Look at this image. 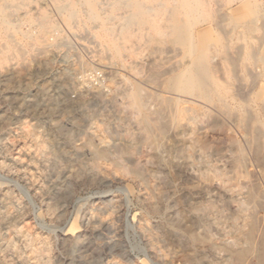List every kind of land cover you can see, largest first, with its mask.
<instances>
[{
	"label": "rangeland",
	"instance_id": "rangeland-1",
	"mask_svg": "<svg viewBox=\"0 0 264 264\" xmlns=\"http://www.w3.org/2000/svg\"><path fill=\"white\" fill-rule=\"evenodd\" d=\"M64 1L32 0L10 16L8 32H0V264H235L219 244L243 239L251 217L258 230L264 227L263 156L255 152L252 135L201 104L192 135L193 123L185 124L184 104L190 101L165 85V72L182 54H152L143 47L140 58L135 49H124L117 36L122 12L110 10L116 0H97L102 18L114 16L116 54L85 10L67 20L57 8ZM237 7L220 13L231 16ZM39 11L54 24L44 46L25 37L39 35L32 24ZM248 12L238 14L244 19ZM226 28L237 42L241 29L229 22ZM211 29L218 40L221 32ZM242 78L233 88L262 121L264 80ZM135 87L144 89L153 109L157 97L181 100L186 118L174 121L170 107L158 124L150 123L154 140L167 146L159 152L139 123L141 114L129 106ZM205 111L216 126L203 118ZM259 125L264 131L261 123L251 126ZM180 140L190 147L184 153ZM259 143L264 146V134ZM99 150L107 155L97 156ZM206 232L210 242L196 240ZM247 258L245 264H258Z\"/></svg>",
	"mask_w": 264,
	"mask_h": 264
},
{
	"label": "bare ground",
	"instance_id": "bare-ground-1",
	"mask_svg": "<svg viewBox=\"0 0 264 264\" xmlns=\"http://www.w3.org/2000/svg\"><path fill=\"white\" fill-rule=\"evenodd\" d=\"M72 1L73 0H65L64 3H59L57 5L58 10L67 15V20L69 22L78 17L79 13L82 11L81 9L85 10L88 19L92 23H99V29L102 31L100 32L106 35L112 42L113 45L111 43L110 44L113 46L116 54L117 52L118 54L120 52V47L116 42L117 36L125 44L124 49H128L130 51L135 49V55L139 56L140 58L143 47L151 49L152 54L159 53L160 55L166 52L167 49L179 51V53L183 56V60H180L181 62L179 61V63L175 64L174 66L171 65L173 67L165 72V74L170 75V77L168 76L169 79L166 80V84L164 82L163 83L166 85L167 91L184 95L190 101L186 104L182 102L185 107V116H187V119H185V124H190V122L193 123V126H190L191 129L189 132L192 135H196V127L199 126L201 121L196 119L194 113L196 109L200 107V104L207 107L211 106L218 113L224 115L225 118L227 117L231 120L235 119V122L239 123L245 129V132L248 135H252L254 150L257 154H262L261 156L263 157L261 158V162L263 163L264 167V146L259 143L260 137L264 134V131L261 129L260 125V127L256 128L251 126L253 124L260 123L261 125H264V120L261 121L251 113L249 109L251 104L248 107V100L243 96L242 93H239L237 90L235 91L233 88L235 81L240 82L241 80H244L242 76L252 79L253 81L256 75L258 78L264 80V0H261L258 3L253 2V0H116L114 3H112V5H110L112 6L110 7V10L115 8L122 12L119 22V25H121V30L117 33V36L115 28L112 26V20L114 19L113 14L110 13L106 18H102L100 15L101 13L97 12L99 7L97 0H79L78 3H73ZM31 3L32 0H0V32H8V30L12 27V24H10V16L29 6ZM235 4L238 7L235 10L232 9L231 16L222 15L220 13L224 7L232 8V6ZM244 9L248 10L250 14L248 12L249 16L243 19L238 13L240 10ZM223 11L226 12V10ZM82 14L83 13H81V15ZM28 21L31 22L29 19ZM32 21V24H35L36 28L39 29V35L33 36L31 33H27L25 37L29 40H33V42H35L34 44L40 46L43 44L44 46V36H46L48 30L54 29V24L42 11H39L37 23L34 20ZM227 22L231 23L235 30H237V28L241 29V35H238L237 42H233L229 38L230 31H228L226 28ZM213 26L215 29L221 32V37L218 40L212 37L213 30L211 27ZM117 58L119 59V57ZM151 73L153 74V71ZM216 74L221 75L223 79L226 78L229 83H226L227 85L225 82L224 84H222L223 82L220 84L216 79L218 78L215 76ZM143 91L144 89L142 90L140 87L136 88V90L134 89V91H131V93L128 95L129 106L133 111L141 114L139 123L148 133L147 138L152 140L153 144H155L154 146H156L157 152H159L161 148L164 149L167 148V146L161 144L162 142L160 144L158 143L161 140L160 138L158 142L156 141L157 139L154 140L155 138L150 133V123L154 121L156 124H158L160 116L166 109L170 107H174L172 113V115L174 114V117L172 118L174 121H180L181 118L186 117H183L184 115L181 113L182 107L180 104V99H177L173 102L172 100H164L157 97V99L154 100L157 101L156 105L159 107L157 109H153L149 100L150 98H148V96L145 95ZM156 96L158 95H155V97ZM234 102L236 103V106H232V104L234 105ZM261 109L264 113V101ZM259 111L261 110L259 109ZM203 118L210 122L212 116L208 111H205L203 112ZM210 124L216 126V123L213 121H211ZM184 129H186V127ZM190 133L187 134L190 135ZM186 141L187 140H180L178 149L181 151L180 153H184L190 148ZM96 155L99 157H104L107 155V152L99 150L96 151ZM234 159H236V157ZM235 162L237 163V160ZM136 176L141 177L142 175L136 173ZM262 177L264 180V169ZM210 178H212V176ZM228 189L230 188L228 187ZM250 197H255V194L250 195ZM153 199L154 198H152V200ZM211 202L212 201H210V203ZM249 219L250 222L247 220L249 222V227L247 229L244 228L245 230L242 233L243 239L240 238L241 240L236 239L233 242H227L221 245L219 244V246L217 245V248L218 250L224 252L227 258L231 259L235 264H245L246 260L248 259V255L253 256L257 260L258 264H264V227L262 230H258L256 219L254 217ZM257 235L259 236V239H257L258 241L256 242L254 238ZM197 239L206 243L212 240L211 236L207 232L196 238V240Z\"/></svg>",
	"mask_w": 264,
	"mask_h": 264
}]
</instances>
